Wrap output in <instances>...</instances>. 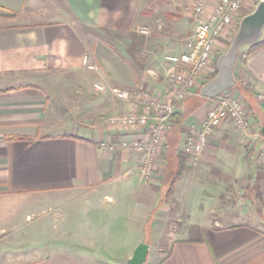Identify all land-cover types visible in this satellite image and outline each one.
I'll return each instance as SVG.
<instances>
[{
  "label": "crops",
  "instance_id": "1",
  "mask_svg": "<svg viewBox=\"0 0 264 264\" xmlns=\"http://www.w3.org/2000/svg\"><path fill=\"white\" fill-rule=\"evenodd\" d=\"M195 1L0 0V264H127L147 227L164 229L180 198L181 238L152 264H264V225H221L211 207L229 194L232 181L243 180L241 191L253 192L251 205L259 204L257 216L264 219V163L258 167L254 160L264 145V47L248 54L247 48L242 68L237 58L234 69L236 79L247 80V87L234 89L259 139L224 122L202 162L190 166L179 148L212 103L194 94L175 105V125L169 124L147 179L139 156L120 147L132 134L107 121L132 109L94 89L101 84L165 97L166 69L145 70L136 62L141 44L133 32L160 21L167 33L163 47L180 53L184 44L177 40L193 29ZM218 1L208 0L206 10ZM257 1L245 0L240 18ZM86 57L96 72L84 66ZM29 205L38 225L47 210L49 225L63 220V229L48 240L47 252L24 262L21 225L24 216L32 220L30 211L24 215ZM219 209V218L232 215L224 205ZM189 212L204 215L206 223H194ZM70 226L79 230L75 238L65 232ZM41 235L34 229L30 240ZM150 251L151 245L148 264Z\"/></svg>",
  "mask_w": 264,
  "mask_h": 264
},
{
  "label": "built area",
  "instance_id": "2",
  "mask_svg": "<svg viewBox=\"0 0 264 264\" xmlns=\"http://www.w3.org/2000/svg\"><path fill=\"white\" fill-rule=\"evenodd\" d=\"M207 1L196 0L193 5L189 16L193 29L185 39L184 50L163 56L167 86L165 97L151 99L132 91L101 84L94 85L97 92L108 91L132 109L130 113L114 117L110 122L111 125L132 134V138L120 142V147L139 156L141 176L144 179L151 176L154 161L168 132L175 105L195 94L199 87L198 81L211 72L219 40L229 35L232 37L241 19L240 13L245 0H219L210 12L206 10ZM137 31L142 36L150 35L147 28H140ZM237 58L238 61L242 60L243 66L247 54L240 51ZM84 66L93 72L98 70L96 64L87 57L84 59ZM238 78L236 85L247 87L245 76ZM224 122H232L236 129L247 137H259L258 132L254 133L248 123L245 108L235 89L225 91L212 100L205 117L189 127V132L179 148L180 154L190 166H198L202 162L210 138L215 129ZM102 149L113 151L114 147L103 146ZM259 151L260 156H264V145Z\"/></svg>",
  "mask_w": 264,
  "mask_h": 264
},
{
  "label": "rangeland",
  "instance_id": "3",
  "mask_svg": "<svg viewBox=\"0 0 264 264\" xmlns=\"http://www.w3.org/2000/svg\"><path fill=\"white\" fill-rule=\"evenodd\" d=\"M160 1H162V0H160ZM159 22L160 21L156 22V24H155L156 27L155 26H153L152 28L151 27L150 28L145 27V28H148V30L150 31V35H148V36H141V35L136 34L135 31L133 32L135 35H137L139 37L137 39V41H140V44H141L139 46L140 47L139 51L136 55L137 56L136 62L139 63L140 65H142L145 70L151 69L154 72L155 71L157 72V70L159 71L162 64L165 68V65L163 63V56L169 54L166 51V49L163 47L165 45V39L167 37V33H166L165 29L160 27ZM181 37L178 38L179 40H177V41L183 42V44H184L187 36H185L183 38H181ZM230 39H231V35L226 36L225 38L219 40L218 45H217V50H216L215 56H214V62L212 63V66L210 68L211 72H209L204 78L199 80L198 85H202L203 83H205L206 79L210 76V74H212L214 72L216 60H217L219 55H221L222 53H224L226 51V49L229 45ZM116 46L118 47L119 50H122V49H120L119 45L116 44ZM248 47L249 46H244V47H242L241 50H243L245 52ZM241 61H242L241 59L238 61V63H239L238 67L240 69L242 68ZM198 88L195 90L196 95L198 92ZM234 88H236V86ZM106 92H108V91H105L103 93H106ZM112 97H114V96H112ZM114 117H117V116H114ZM114 117H112V118H114ZM109 118L107 119V121H108V124H111L110 120L112 118H110V120H109ZM257 138L259 139V137H257ZM259 150L257 151L256 155L254 156V160L256 161L255 164L258 165V167H261L262 164L264 163V156H262V157L260 156ZM247 170H249V169L247 168ZM171 177H172V173H170V175L168 177V181L171 180ZM244 186H245V181H243V180L242 181H240V180L232 181L230 188H229V194L224 195V197H225L224 199H220L218 197V199L215 202L216 204H214L215 206L214 205L211 206L215 209L213 211V212H215V215H212V217L214 219L218 218L217 221L221 225H224V226H232V225L259 226L261 224L264 225L263 224L264 219L260 220V218H258V216H257V214L259 213V211H258L259 210L258 209L259 204L255 203L256 201L254 200V203L251 205V200L254 199L253 198V192L251 190L241 191ZM180 201H181V198H180ZM180 201H179V206H177V204H176L177 207L175 206L173 208L172 213L166 217V220L164 222V224H165L164 229H162V230H156V229L151 230L150 227H147V229H146L145 237L143 238L141 243L146 244L148 247H149V245H151V251L149 254V260H150L149 264H152V262L155 261L156 257L162 255L164 253V251L167 250L168 244L172 240L178 239L180 237L179 235H181L180 232H181V228H182V222H181L182 220L180 219V214L178 211L179 209H181V206H182ZM204 202H206V200H204ZM204 202H202V203H204ZM203 205H205L206 209L209 208V204L208 205L203 204ZM223 205L225 207H227V209L225 211H227L228 213H230L232 215L219 218V215H217V212H218V210H220L219 207L223 206ZM35 206L36 205H34V207ZM31 209H32L31 205H29L28 207H25L24 208V215H25V213H29V211H30V217H32V220L31 221L26 220L25 216H24V218H22V225H21L23 235H24V237H27V238H24L26 240H24V242H23L24 243L23 244L24 262H26L27 260L32 261L35 258V256H33L34 253L35 254L37 253L38 256H41L44 252H47L48 251V249H47L48 248V242H49L48 240H54V238H57V236H58L57 234H59V233L61 234L62 229H63V228H61L63 226V224H62L63 220H60L56 223L52 222V224L49 225V223L47 221H48V219H51L52 214H51V212L49 213L47 210H45L44 215H42V217H39L41 220L39 222L41 224L38 225V221H36V219L34 218L35 216L33 214L35 212H31ZM183 209H185V207ZM193 209H195V208L193 207ZM191 210H192V208H191ZM243 212L251 213L253 215V217L243 218V217L238 216V214H243ZM189 214L191 215V219L194 223H196V224L206 223L204 215L200 214L198 216L199 219H197V215H195L193 212H189ZM43 222H46V225L43 226V224H44ZM210 222H212V218L209 219V223ZM151 225L153 226L154 223L151 222ZM68 228L69 229L65 230V232L66 233L70 232L71 237L75 238V236H76V234H78L79 230L77 228H75V226L74 227L70 226ZM34 229L40 230L42 235L39 236L36 239V241L33 242L30 240L31 239L30 233L33 232ZM26 250H29V253H26L27 252ZM86 254H88V253H86ZM146 264H148V263H146Z\"/></svg>",
  "mask_w": 264,
  "mask_h": 264
},
{
  "label": "water",
  "instance_id": "4",
  "mask_svg": "<svg viewBox=\"0 0 264 264\" xmlns=\"http://www.w3.org/2000/svg\"><path fill=\"white\" fill-rule=\"evenodd\" d=\"M263 32L264 0H259L255 4L253 11L241 17L239 20L237 29L231 37L226 51L219 55L216 60V76L200 86L198 91L200 98L214 100L225 91L235 87V63L242 47L250 46L258 42ZM260 135L264 139V125L260 129ZM147 256L148 246L140 243L133 251L127 264H145Z\"/></svg>",
  "mask_w": 264,
  "mask_h": 264
},
{
  "label": "trees",
  "instance_id": "5",
  "mask_svg": "<svg viewBox=\"0 0 264 264\" xmlns=\"http://www.w3.org/2000/svg\"><path fill=\"white\" fill-rule=\"evenodd\" d=\"M258 1H259V0H258ZM258 1H257V2H258ZM261 47H264V35L261 37V39H260L258 42H256L255 44H252V45H250V46L248 47L249 51L247 52V54H248L251 50L258 49V48H261ZM215 76H216V69H214V72H213L212 74H210V76L206 79L205 83L208 82L209 80L213 79ZM203 84H204V83H203ZM198 91H199V90H198ZM197 95H198V92H197ZM198 98H200L199 95H198ZM200 99H202V98H200ZM175 116H176V115L173 114L172 117H171V119H170V127H172V126L175 125V123H172V120H175V119H174ZM174 184H175V181L173 180V181L171 182V184H170V188H169V190H168L167 193H166V196H167V197H170V195L172 194V192H173V188H174ZM253 190H254V189H253Z\"/></svg>",
  "mask_w": 264,
  "mask_h": 264
}]
</instances>
